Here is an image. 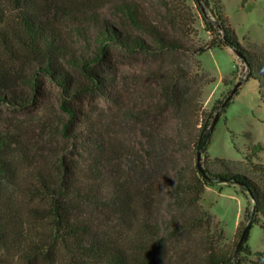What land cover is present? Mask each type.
<instances>
[{
    "label": "trees",
    "instance_id": "16d2710c",
    "mask_svg": "<svg viewBox=\"0 0 264 264\" xmlns=\"http://www.w3.org/2000/svg\"><path fill=\"white\" fill-rule=\"evenodd\" d=\"M11 1L17 11L15 22L0 24V105L24 106L30 98L19 89L29 86L37 91L39 76L48 74L61 87V108L69 116L56 124L46 120L42 127L54 126L58 135L72 141L75 152L74 156L59 154L57 165L50 166L51 160L25 139V129L32 126L20 124V130L9 131L3 128L0 114V248L14 264H38L45 247L46 253L61 249L67 264H162L168 239L156 215V197L161 182L157 173L163 165L153 159L151 149L148 157H139L115 126L73 100L94 93L113 103L123 100L118 76L107 63L113 48L158 58L165 101L176 112L181 129H195L191 139L203 152L210 142L212 122L206 119L199 124L201 88H191L193 79L182 70L177 53L201 54L214 46H229L248 64V79L264 68L240 42L220 0H196L211 32L203 46H192L185 37L196 21L185 0H163L166 14L160 19L140 2L123 0L115 6L120 20L102 19L96 12L91 23L77 9H62L57 15L35 0ZM63 23L86 41L85 48L69 39ZM165 59H171V68L163 64ZM223 105L225 111L229 101ZM260 148V143L255 144L253 152ZM23 159L25 166L20 164ZM178 172L174 196L180 209L179 232L211 226L210 213L200 201L206 187L214 183L242 185L256 200L253 222L257 214H264V197L243 172L201 167L199 161L189 174L181 168ZM23 198L41 203L27 206ZM39 220H47L52 242L41 231ZM248 240L249 231L239 252L248 249ZM234 254L212 251L205 262L234 264Z\"/></svg>",
    "mask_w": 264,
    "mask_h": 264
},
{
    "label": "rangeland",
    "instance_id": "374dc122",
    "mask_svg": "<svg viewBox=\"0 0 264 264\" xmlns=\"http://www.w3.org/2000/svg\"><path fill=\"white\" fill-rule=\"evenodd\" d=\"M35 1L43 9L52 13L56 11L57 15L62 9H77L84 12L91 23L96 12L102 19L120 20L115 6L123 0ZM134 1L143 4L158 19L166 14L163 0ZM185 1L196 17L185 37L190 45L203 46L211 39V32L199 15L196 0ZM219 3L240 42L251 52L259 67L264 68V0H220ZM0 6V24L15 22L17 11L12 1L0 0ZM64 24L62 27L69 39L79 48H85L86 41L80 39L75 30L69 28L70 25ZM96 33L97 29L93 27V38ZM177 58L182 70L193 79L191 88H201L197 99L199 124L206 119L212 122L210 142L208 148L201 152V164L216 170L247 174L264 197V72L258 71L248 79V64L229 46H214L201 54L183 50L177 53ZM163 61L171 68V59ZM107 63L118 76L123 100L113 103L94 93L73 102L87 111L91 110L95 117H102L110 127L115 126L122 140L129 143L139 157H148V150L151 149L153 159H158L163 165L157 173L161 182L156 197V215L163 235L168 239L162 264H206L209 252L234 254L246 226H249L246 243L249 247L237 254V264H264V214H257V222H253L251 214L256 200L249 190L237 183L225 181L206 187L200 201L201 208L210 213L212 221L207 229L206 225L200 228L206 229V233L202 234V230L196 228L193 232L178 231L180 209L174 189L179 169L189 174L198 162L199 149L193 142L195 129H181L176 112L166 103L160 85L163 76L158 75L161 64L158 58L113 48ZM163 69L168 68L163 65ZM74 72L77 74V71ZM180 81L184 83V80ZM38 84L37 91L29 86L19 89L30 98L24 106L0 105L2 124L4 129L13 132L20 130V124L32 126L25 129V139L34 142V149L40 150L51 160L50 166L55 167L59 154L74 156L75 147L72 141L58 135L54 126L44 130L42 124L46 120L56 124L67 120L69 115L61 108V87L48 74L40 75ZM223 101H229L225 111ZM257 143L261 144V148L254 153ZM20 162L26 165L25 160ZM22 201L27 206L41 203L24 198ZM39 225L47 240L52 242L47 220H39ZM47 250L45 247L38 264H67L61 249L55 252L52 249L50 253H46ZM0 264H14L1 248Z\"/></svg>",
    "mask_w": 264,
    "mask_h": 264
},
{
    "label": "water",
    "instance_id": "95a60500",
    "mask_svg": "<svg viewBox=\"0 0 264 264\" xmlns=\"http://www.w3.org/2000/svg\"><path fill=\"white\" fill-rule=\"evenodd\" d=\"M218 117V116H217ZM201 150L198 152V161H199V165L202 167V164H201V161H200V158H201ZM249 229V226H246V228L244 229L242 235H241V238L238 242V245H237V248H236V251H235V254H234V258L236 257V255L238 254L239 250H240V246L242 244V242L245 240L246 236H247V233H248V230ZM234 264H237L236 261L234 262Z\"/></svg>",
    "mask_w": 264,
    "mask_h": 264
}]
</instances>
